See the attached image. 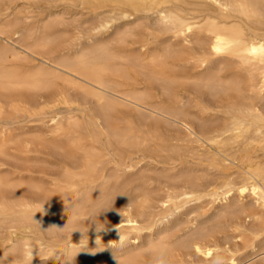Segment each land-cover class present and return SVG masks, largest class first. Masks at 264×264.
<instances>
[{"label": "bare ground", "instance_id": "obj_1", "mask_svg": "<svg viewBox=\"0 0 264 264\" xmlns=\"http://www.w3.org/2000/svg\"><path fill=\"white\" fill-rule=\"evenodd\" d=\"M22 1L92 21L0 0V264L264 252V0Z\"/></svg>", "mask_w": 264, "mask_h": 264}, {"label": "rangeland", "instance_id": "obj_2", "mask_svg": "<svg viewBox=\"0 0 264 264\" xmlns=\"http://www.w3.org/2000/svg\"><path fill=\"white\" fill-rule=\"evenodd\" d=\"M1 1H3V0H1ZM14 2L15 3V5H17L18 6V8H16V10L17 11H24V12H28L29 11V15H27L28 16V18H25V16L22 18V20H23V22L27 25V26H32V25H34L35 24V22H37L38 21V19H39V16H41V15H43V14H47V13H52V14H54V15H61V14H63L64 16H65V18L67 19V21H68V23H73V22H85V23H87V25H89L90 23H91V21H92V14L90 13V11L89 10H86L85 8H83V7H74V6H59V7H53V6H51V5H49L48 3H46L45 4V2H40V3H31V4H29V3H24L22 0H17V1H15V0H4V2ZM16 2H18L17 4H16ZM27 4V5H26ZM19 5H20V7H19ZM30 6H31V8H30ZM55 9H58V10H55ZM15 10V11H16ZM84 10V11H83ZM16 11V12H17ZM16 12H14V16L12 15V17H15V15H16ZM66 12V13H65ZM32 13V14H31ZM40 14V15H39ZM68 15V16H67ZM83 15V16H82ZM77 17V18H76ZM90 17V18H89ZM89 18V20L86 22V20ZM37 19V20H36ZM70 19V20H69ZM72 19L74 20V21H72ZM30 22V23H29ZM90 22V23H89ZM72 27H71V25L68 27V30L69 31H71L72 29H71ZM73 31H71L70 33H72ZM43 123H44V121H39L38 122V120L37 121H33V122H31V123H29V125L31 126V130L32 131H35V129H37V131L36 132H38V131H42V130H45V126L43 125ZM42 126H44V127H42ZM34 127V128H33ZM249 195V194H248ZM247 194L244 196V199H243V202L244 203H246L247 204V202L249 203V204H252L251 202L253 201V203H255V201H254V199H253V196L252 195H249L248 196ZM239 199V200H238ZM252 199V200H251ZM237 201H238V203L239 202H241V200H240V198H238L237 196H234L232 199H231V202H235V203H237ZM207 203L209 204V205H207ZM191 206V207H190ZM190 206H188V211L187 210H185L184 211V213L183 214H181V215H179L178 216V219L180 218V221H181V224L183 223V225H190V224H188V223H190V220H192V219H194V218H197L198 220H201V219H205V218H208L211 214H212V207H213V205L212 204H210L209 202H206V203H204L201 207H200V205H198L197 206V204H194L193 205V203L190 205ZM207 206V207H206ZM199 210V211H198ZM205 210V211H204ZM191 211V212H190ZM204 211V212H203ZM201 217H200V216ZM203 215V216H202ZM181 216V217H180ZM198 216V217H197ZM184 219H187L186 221L184 220ZM184 222H185V224H184ZM192 224V223H191ZM231 239V240H230ZM228 243H226V246H227V244L230 246V245H232L233 247H234V243L236 242V241H238L237 239H235V238H228L227 240H226ZM234 241V242H233ZM231 243V244H230ZM232 246H230V247H232ZM243 249H245V248H243ZM241 250V252L240 253H237V254H240V257L241 256H243L244 254L246 255V257H242V259H244V261L242 262L241 261V263H240V260H241V258H238V260H239V263L238 262H236V263H234V264H251V260L254 262V261H259V260H261V258L264 256V252H254L253 251V249L251 248V247H249V249L247 248V249H245V250ZM251 251H252V253H251ZM248 252V253H247ZM254 254V256H252ZM260 254H261V256H260ZM248 255V256H247ZM249 255H251L250 257H249ZM239 256V255H238ZM257 256V257H256ZM249 257V258H248ZM245 258H246V260H245ZM226 260V259H225ZM250 260V261H249ZM247 261V262H246ZM248 261L250 262V263H248ZM50 262H53L54 264H57V262L56 261H49L47 264H51ZM59 264H61V263H59ZM226 264H232V263H230V261H226Z\"/></svg>", "mask_w": 264, "mask_h": 264}, {"label": "clouds", "instance_id": "obj_3", "mask_svg": "<svg viewBox=\"0 0 264 264\" xmlns=\"http://www.w3.org/2000/svg\"><path fill=\"white\" fill-rule=\"evenodd\" d=\"M153 264H167L163 249L158 250V252L154 255ZM212 264H226V261L219 253H217L213 258Z\"/></svg>", "mask_w": 264, "mask_h": 264}]
</instances>
